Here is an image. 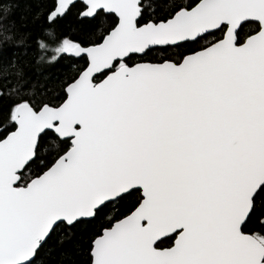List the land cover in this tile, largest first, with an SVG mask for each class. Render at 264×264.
I'll return each mask as SVG.
<instances>
[{
    "label": "snow or ice",
    "instance_id": "6c2138e0",
    "mask_svg": "<svg viewBox=\"0 0 264 264\" xmlns=\"http://www.w3.org/2000/svg\"><path fill=\"white\" fill-rule=\"evenodd\" d=\"M12 12L0 264H264V0Z\"/></svg>",
    "mask_w": 264,
    "mask_h": 264
},
{
    "label": "trees",
    "instance_id": "16d2710c",
    "mask_svg": "<svg viewBox=\"0 0 264 264\" xmlns=\"http://www.w3.org/2000/svg\"><path fill=\"white\" fill-rule=\"evenodd\" d=\"M11 2L13 4V12L11 19L16 21V26L25 32H34L28 20L31 18V6L34 0H0V5ZM30 47V42L29 45Z\"/></svg>",
    "mask_w": 264,
    "mask_h": 264
}]
</instances>
